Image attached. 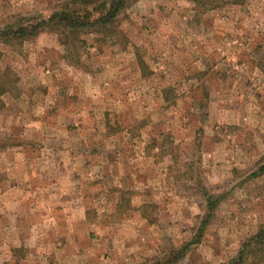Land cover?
Masks as SVG:
<instances>
[{
    "label": "rangeland",
    "instance_id": "rangeland-1",
    "mask_svg": "<svg viewBox=\"0 0 264 264\" xmlns=\"http://www.w3.org/2000/svg\"><path fill=\"white\" fill-rule=\"evenodd\" d=\"M65 1L0 0V28ZM118 25L122 41L86 34L71 53L50 31L0 44V77L15 80L0 97V168L37 150L45 158L23 170L79 186L52 214L90 222L75 228L89 264L167 257L196 237L202 191L221 196L178 264H230L264 223V0H133ZM106 123L121 129L108 135Z\"/></svg>",
    "mask_w": 264,
    "mask_h": 264
},
{
    "label": "crops",
    "instance_id": "crops-1",
    "mask_svg": "<svg viewBox=\"0 0 264 264\" xmlns=\"http://www.w3.org/2000/svg\"><path fill=\"white\" fill-rule=\"evenodd\" d=\"M22 144V147L33 145L29 141ZM13 147L15 146H11ZM35 152L24 159L23 153L14 151L12 157L16 163L15 169H5L3 166V170L0 168V264H7L15 255L18 256L20 250L22 254L16 258L18 264H47L53 260L59 264H87L92 259L93 251L77 245L81 239L75 228L77 225L88 226L90 222L81 217L80 212H70V218L67 216L66 219L58 220L61 224L69 226L70 231L66 228L67 233L63 230L57 232V216L53 218L52 214L57 212L60 206L63 207V202L69 204L65 203L67 188L78 194L79 186L73 187L72 184L68 185L56 177L50 179V172L46 173L40 168L33 171L23 170V159L40 161L45 158L41 153ZM9 159L10 157L0 155L1 162ZM47 160L50 158L47 157ZM34 195L45 196L41 199ZM72 204L70 210L77 208L80 211L78 206L72 207ZM36 208L42 211L43 215H40L41 219H37L35 223L30 222L33 221ZM60 232L65 235H60Z\"/></svg>",
    "mask_w": 264,
    "mask_h": 264
},
{
    "label": "trees",
    "instance_id": "trees-1",
    "mask_svg": "<svg viewBox=\"0 0 264 264\" xmlns=\"http://www.w3.org/2000/svg\"><path fill=\"white\" fill-rule=\"evenodd\" d=\"M133 0H66L56 10L47 16L22 17L14 25L0 28V44L14 46L37 37L40 33L50 31L58 34L67 52L75 48L76 42L83 35L93 34L95 42L104 40L120 41L124 34L119 28L118 17ZM232 5H242L245 0H219ZM204 2V1H203ZM216 8V7H214ZM121 40V41H122ZM79 56V54H78ZM141 69L146 65L141 61ZM264 71V62L259 63ZM11 80L3 73L0 77V97L10 92ZM201 105V104H200ZM115 126V127H114ZM107 134L114 135L121 129L120 125L106 123ZM159 146L154 144L153 147ZM160 148V147H159ZM264 172V165L259 169ZM202 196L206 203V213L201 217L200 227L196 237L191 242H185L178 248H172L168 256L156 259L152 264H178L188 255L192 246L200 243L205 227L209 224L217 208L221 196L210 195L205 190ZM264 263V223L260 225L256 234L241 244L240 250L230 264H263Z\"/></svg>",
    "mask_w": 264,
    "mask_h": 264
}]
</instances>
